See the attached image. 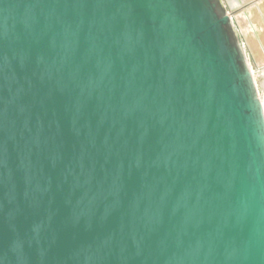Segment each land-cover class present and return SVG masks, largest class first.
<instances>
[{"label": "water", "instance_id": "95a60500", "mask_svg": "<svg viewBox=\"0 0 264 264\" xmlns=\"http://www.w3.org/2000/svg\"><path fill=\"white\" fill-rule=\"evenodd\" d=\"M235 2L0 0V264H264Z\"/></svg>", "mask_w": 264, "mask_h": 264}, {"label": "rangeland", "instance_id": "374dc122", "mask_svg": "<svg viewBox=\"0 0 264 264\" xmlns=\"http://www.w3.org/2000/svg\"><path fill=\"white\" fill-rule=\"evenodd\" d=\"M221 1L224 5V0ZM238 1H240V4H238L237 7L229 12V16L233 21L235 30L238 32V39L243 45L248 66L250 70L253 71V79L257 86L259 98L264 106V55L261 50L258 49L259 42L264 40V0ZM239 8L240 11L244 10L245 14L242 13L241 16L238 15L239 13H237V11ZM259 12L262 14L261 20L259 22L260 25L255 20V16L260 15ZM247 18L250 19V23L252 25L254 23L253 28H251V26L247 23Z\"/></svg>", "mask_w": 264, "mask_h": 264}, {"label": "bare ground", "instance_id": "6f19581e", "mask_svg": "<svg viewBox=\"0 0 264 264\" xmlns=\"http://www.w3.org/2000/svg\"><path fill=\"white\" fill-rule=\"evenodd\" d=\"M233 2H235V1H233ZM236 3V2H235ZM252 6H254V5H252ZM259 14L260 15H258V16H255V20L258 22V24H259V22H260V20H261V17H262V14H261V12H259ZM247 17V16H246ZM234 19V18H233ZM246 19V18H245ZM262 22V21H261ZM247 23L251 26V28H253V25H254V23H253V25L250 23V19L249 18H247ZM260 25V24H259ZM261 26H262V24H261ZM256 28V27H255ZM263 32H264V26H263ZM259 46H258V49H260L261 50V52L263 53V55H264V40L263 41H260L259 42V44H258ZM252 72V75H253V71H251ZM263 108H264V106H263Z\"/></svg>", "mask_w": 264, "mask_h": 264}, {"label": "crops", "instance_id": "0c3cea01", "mask_svg": "<svg viewBox=\"0 0 264 264\" xmlns=\"http://www.w3.org/2000/svg\"><path fill=\"white\" fill-rule=\"evenodd\" d=\"M236 1H237V6H238V4H240V1H238V0H236ZM224 5L226 6V3H224ZM226 8H227V6H226ZM240 8H241V7H240ZM240 8H239V10L237 11V13H239L238 15L241 16L242 13L245 14V13H244L245 11H244V10H243V11H240ZM229 12H230V11H229ZM240 27H241V26H240ZM240 31H241V30H240Z\"/></svg>", "mask_w": 264, "mask_h": 264}, {"label": "built area", "instance_id": "2783aa9c", "mask_svg": "<svg viewBox=\"0 0 264 264\" xmlns=\"http://www.w3.org/2000/svg\"><path fill=\"white\" fill-rule=\"evenodd\" d=\"M243 46V45H242Z\"/></svg>", "mask_w": 264, "mask_h": 264}]
</instances>
